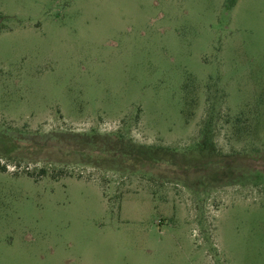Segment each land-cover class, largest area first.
Listing matches in <instances>:
<instances>
[{"label": "rangeland", "instance_id": "rangeland-1", "mask_svg": "<svg viewBox=\"0 0 264 264\" xmlns=\"http://www.w3.org/2000/svg\"><path fill=\"white\" fill-rule=\"evenodd\" d=\"M0 133V264H264V0H0Z\"/></svg>", "mask_w": 264, "mask_h": 264}, {"label": "trees", "instance_id": "trees-1", "mask_svg": "<svg viewBox=\"0 0 264 264\" xmlns=\"http://www.w3.org/2000/svg\"><path fill=\"white\" fill-rule=\"evenodd\" d=\"M9 139V137L3 133H0V142H5V140ZM10 140H16L10 139ZM117 148H109V150L116 154V156L122 158L123 161L130 160L132 162L138 161L139 164H143V159L150 158L152 162L159 163L167 160V152L170 150L163 148V147H157V148H149L143 145H137L133 142H125L123 139H119L117 141ZM13 147H10L8 150H13ZM168 150V151H167ZM136 154H141V157L138 156L136 158ZM43 174H45V170L43 169Z\"/></svg>", "mask_w": 264, "mask_h": 264}]
</instances>
